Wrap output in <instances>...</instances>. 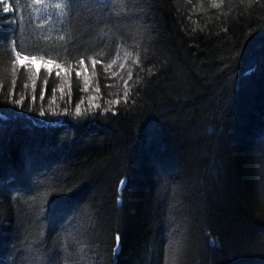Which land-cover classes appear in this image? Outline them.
Returning a JSON list of instances; mask_svg holds the SVG:
<instances>
[{"label":"trees","instance_id":"trees-1","mask_svg":"<svg viewBox=\"0 0 264 264\" xmlns=\"http://www.w3.org/2000/svg\"><path fill=\"white\" fill-rule=\"evenodd\" d=\"M5 2L0 264H264V0Z\"/></svg>","mask_w":264,"mask_h":264},{"label":"snow or ice","instance_id":"snow-or-ice-1","mask_svg":"<svg viewBox=\"0 0 264 264\" xmlns=\"http://www.w3.org/2000/svg\"><path fill=\"white\" fill-rule=\"evenodd\" d=\"M44 0H34V3L36 4H41L43 3ZM0 4H3V11L5 13L9 12V11H12V8L5 2V0H0ZM55 8L57 9H68L71 7V2L70 0H62V2H58L54 5ZM35 60L37 59V57L35 56H32V57H29V56H22V54L20 52H16V60L14 61V63H18L20 60ZM40 59H43V57H40ZM45 63H51V61H45ZM81 63H83V61H81ZM96 61L93 60V65H95ZM56 67H60L59 65H56ZM131 75V73L129 74ZM33 87H35V81H33ZM21 101L17 100L16 103H20ZM118 102V101H117ZM79 107H77V113L79 114ZM121 184L125 183V181H120ZM116 239L118 240L119 237H116Z\"/></svg>","mask_w":264,"mask_h":264},{"label":"rangeland","instance_id":"rangeland-1","mask_svg":"<svg viewBox=\"0 0 264 264\" xmlns=\"http://www.w3.org/2000/svg\"><path fill=\"white\" fill-rule=\"evenodd\" d=\"M29 63H32V67L33 68H30L32 70H30L31 72H33L35 75H37L38 71L40 68H50V66L46 65V64H43L41 62H37V61H33V62H30V61H27V60H23L22 61V64H29ZM32 73H29L28 75H31ZM32 77H33V74H32Z\"/></svg>","mask_w":264,"mask_h":264}]
</instances>
